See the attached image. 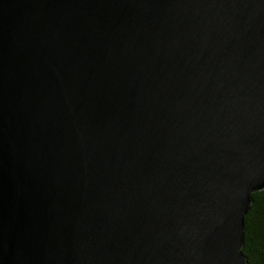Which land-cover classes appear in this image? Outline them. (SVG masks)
Segmentation results:
<instances>
[{
    "label": "water",
    "instance_id": "1",
    "mask_svg": "<svg viewBox=\"0 0 264 264\" xmlns=\"http://www.w3.org/2000/svg\"><path fill=\"white\" fill-rule=\"evenodd\" d=\"M264 189V0H0V264H247Z\"/></svg>",
    "mask_w": 264,
    "mask_h": 264
},
{
    "label": "trees",
    "instance_id": "2",
    "mask_svg": "<svg viewBox=\"0 0 264 264\" xmlns=\"http://www.w3.org/2000/svg\"><path fill=\"white\" fill-rule=\"evenodd\" d=\"M243 229L241 251L247 264H264V189L251 194Z\"/></svg>",
    "mask_w": 264,
    "mask_h": 264
}]
</instances>
